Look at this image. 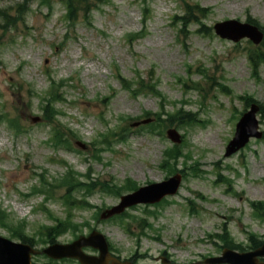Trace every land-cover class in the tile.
Segmentation results:
<instances>
[{"label":"rangeland","instance_id":"1","mask_svg":"<svg viewBox=\"0 0 264 264\" xmlns=\"http://www.w3.org/2000/svg\"><path fill=\"white\" fill-rule=\"evenodd\" d=\"M18 1L21 0H0V8L10 7L9 12L13 14ZM38 1L31 0L24 17L22 13L18 15L19 19H24V25L14 21L17 27L0 26V112L3 110L7 116L19 115L26 129L25 134L15 136L6 133L3 125H0V207L15 220H26L28 233H32L39 224H52L53 221L47 219L42 209L39 211L37 208L29 215L25 214L28 205L34 208L39 205L41 197L26 199L28 202L24 204L19 192L28 191L31 185L38 183L33 170H44L45 175L49 176L46 177L48 183L59 182L57 179L66 172L60 160L79 173L81 176L78 175V179H83L88 185L95 184L96 180L107 181L111 178L116 183L130 178L139 186L144 185L145 178L149 183L163 180L166 172L157 165L163 149L170 142L165 135L164 139L150 132L146 136L142 135L140 133L143 131L133 130L135 127H130V124L145 110L149 117H154L155 122L160 123L165 133L174 126H165L164 119L184 107L186 113L193 114L197 121L206 120L204 126L198 123L180 129L174 127L185 143L184 153L191 157L187 165L194 161L192 165L199 177H186L178 196L173 197L174 203L159 208L157 218H146L153 225V230L145 232L148 236H140L137 232L141 226L143 229L147 226L146 220L142 218L147 216L143 206L129 210L124 219L125 223L130 224L134 237L117 222L96 221L93 218L98 208H108L119 200L116 196L99 191L98 185L90 194L78 186L68 191L70 200H80L84 196L93 206L72 211V218L80 224V229L74 234H86L89 228L100 231L119 250L117 254L121 258L133 254L139 257L144 252L155 256L166 249L168 254L182 263L201 260L202 255L219 254L213 245L216 239L206 240V234L219 233L223 225L227 228L224 235L231 236L238 244L247 245L245 233L248 231L255 232L264 240V221L253 217L249 207L251 201L264 200V141L250 140L247 148L224 156V140L233 135L231 130L236 122L234 115L244 110L245 96L251 97L258 108L264 110V64L259 65L258 78L252 79L246 65V54L249 48L255 46L247 44L245 40L234 44L221 39L212 29L215 22L230 18L244 21L247 14L264 26V0H185L189 5L198 4L207 9L196 16L197 22L204 23L206 27L203 29L205 36L195 33L198 25L193 23L179 33L184 45L176 38L177 20L172 23V17L182 13L181 0H151L146 34L131 44L126 42L125 35L141 28V6L136 4V0H106L108 2L105 4L100 3L104 0H96L99 2H93L96 6L91 16L85 19L79 15L76 30L70 33L77 39L63 47L57 45L65 32V24L61 20L64 7L59 0H52L53 11L46 18V10L38 5ZM24 35L27 38L33 35L36 39L31 45L26 44L23 42ZM262 49L264 51V45ZM112 63L116 64L124 77L131 80L136 77L135 71L142 78L144 74L151 73L163 95L160 104L156 98L148 95L138 100L131 99L112 77ZM187 64L190 67L188 73ZM47 69L53 72L57 80L68 77L74 79L73 86L62 83L60 90L63 92V101L53 105L64 113L60 115L58 123L78 135L71 143L74 145L78 141L86 145L85 149L78 146L82 152L75 154L85 157L84 162L75 160L74 154L62 150L59 152L61 154L53 157L52 163L48 162V158L43 160V151H48L41 141L49 134L50 127L42 119L38 122L33 120L34 117H42L38 96L46 90L43 72ZM178 77H182L181 81L185 85L183 89L177 81ZM221 86L228 92L223 91ZM203 92L206 98H203ZM85 111L99 114L100 118L103 116L110 127L125 125L127 129V139L112 144V150L98 152V160L91 157L94 151L92 143L103 129L90 116H83L81 112ZM156 113L161 115L160 119L155 117ZM259 113L258 118L264 130V111L263 115ZM88 169L90 173L86 177ZM218 178V187H214L212 181ZM223 179L229 180L233 192L240 191L242 198L220 196L219 192L226 187L224 183L221 184ZM67 183L53 191L52 196L62 197ZM193 192L202 193L207 201H198L199 214L189 216L182 202L184 198H193ZM47 207L53 215L65 216L59 201L49 202ZM0 235L8 237L9 232L0 226ZM37 235L34 243L40 249L45 244ZM158 235V241L150 239ZM176 235L181 238L177 239ZM56 239L59 242L71 241L73 233L62 234ZM34 261L44 263L46 260L40 255ZM137 264L161 263L153 262L148 256Z\"/></svg>","mask_w":264,"mask_h":264},{"label":"water","instance_id":"2","mask_svg":"<svg viewBox=\"0 0 264 264\" xmlns=\"http://www.w3.org/2000/svg\"><path fill=\"white\" fill-rule=\"evenodd\" d=\"M233 23L234 22H229V23H223L221 25H217L216 26L217 32L219 34H221L222 36L230 37V38H233L234 40H237L238 38L243 37V36H249L254 41L258 40L257 33L255 31H252L251 28L247 27V29H245L246 26H243V25H237L240 29L237 36L230 35V32L225 27H226V25H228V24L232 25ZM239 128H240V125L238 127V132H237L238 134L240 133ZM251 134H253V133H251V132L247 133L243 136V138L241 137V135H239L242 139H238L237 144H240L243 140H245ZM176 186H177V180L174 179L173 184L169 190L170 191L175 190ZM163 189H166V188H163ZM169 190H167V192ZM162 195H163V193L161 192L157 195V197L146 198V199H141V200H143V201H154V200L160 198ZM135 202L136 201H128V200L124 199L123 206H127V205L135 203ZM123 206H120L119 209L111 211L110 214L114 213L115 211H119L120 209L123 208ZM86 244H91V245L98 247L101 251V259L105 260L107 258L104 240L101 236H98V235H92L87 239L82 238L79 241L75 242L74 245L71 247L72 251L68 252V254H73V255L77 256L79 258V260L82 262V264H90L92 260L80 252L81 246L86 245ZM7 248H10V249H7ZM12 248L18 249V252L23 251L24 249H26L28 252V249L25 248L24 246L10 244L6 240H3L0 238V264H20L19 254L17 251L13 250ZM60 249L64 250L63 247H60V248L54 247V248L50 249V252L52 255L59 256V255H61ZM27 252L24 253V255H25L24 264H28ZM254 254H264V250L257 251ZM238 258H239L238 255H232V256L227 255V257L225 259L227 261H234L235 264H245L243 262H237V261H240Z\"/></svg>","mask_w":264,"mask_h":264},{"label":"trees","instance_id":"3","mask_svg":"<svg viewBox=\"0 0 264 264\" xmlns=\"http://www.w3.org/2000/svg\"><path fill=\"white\" fill-rule=\"evenodd\" d=\"M74 1L75 0H67V4H68V7H69V11H70V19H74L75 18V14H76V11H77V8L76 6L74 5ZM60 223V222H59ZM57 225V228H56V232L59 233L63 230V226L61 224ZM50 231L51 230H54V229H49Z\"/></svg>","mask_w":264,"mask_h":264}]
</instances>
